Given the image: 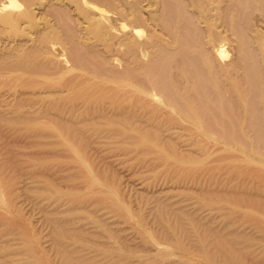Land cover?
Listing matches in <instances>:
<instances>
[{"label": "bare ground", "instance_id": "1", "mask_svg": "<svg viewBox=\"0 0 264 264\" xmlns=\"http://www.w3.org/2000/svg\"><path fill=\"white\" fill-rule=\"evenodd\" d=\"M35 1L0 0V20L9 22V24H18V22L22 20L24 23L27 21L30 22L32 19L34 21L37 17H33L34 9L36 8L33 6L35 4V6L38 5V2L34 3ZM46 1L47 0L43 3ZM46 3L47 4H45L43 8V4H41V6L39 4V7L36 8L39 10L37 12H40V18H45L44 27L42 29L37 28V31H34L36 34L34 32H32L34 33L32 34L30 30L28 32L25 31L26 33H30L27 37H24V39H22V37L18 39V36H16L15 38L17 40L12 41L11 37L9 41L7 40L6 42L4 39L3 41H5V43L3 42V44H0V80L4 83L12 81V84L13 80L15 82L25 81L24 83H29L26 84V87L29 85L32 89L27 87V89L29 88L28 91L31 89L33 92V94H31L32 96L30 95V102L37 96L41 97V93H39V95L37 91H41L42 89L39 88H43V86H45L43 83L46 82V84L49 85V98H46L49 102L46 104L49 105H42L41 103V105L38 106L40 103L35 102L29 103L30 105L26 106L25 109V106L23 107L21 104L24 103V105H28L27 99L25 104V99L22 98L24 99V102H22L23 100L20 99V97L17 98L20 93L17 94L15 91V95H17H14L15 98H17V100H22L20 102L21 104L18 105V114L16 115L17 112L15 111L11 112L13 109L12 106V109L9 108V112L7 101L5 100L6 102H4L6 105L4 102V105H2L4 107L6 106L5 108L8 110H5L2 105L0 106V123L4 122L6 127L9 125L12 127L11 129L16 127L15 131H17L18 128L22 131L24 128L23 130L26 129L27 132H29V129L34 130L36 128V132L37 129L41 127V129H45V131L43 130L45 133L48 131L51 133L50 135H52L50 130H53V134L56 132L58 136L61 135L60 139H65L66 137L68 141L72 139V144L70 141L67 142V140H65L68 143L67 146L71 144L73 147H76L79 143H84V145H86L87 141L93 140V136L100 141H110L111 145L114 142L123 145L126 144V140H129L128 142H132L134 145L136 142H139L140 147L143 142L142 146L146 144L145 148H148L147 153H144L146 157H148V155L150 156V151L155 150V148L158 149L156 152L159 157L160 152L163 150L162 147L165 146L166 148V145H169V150L172 148L170 153H175L183 159L188 157V159L193 161L192 154L189 153L191 151H186V148H188L187 146L185 150H179L181 149V145L178 146V149L177 146H173L176 141L174 144L172 143L175 137H179L181 133H185L188 138L190 136V140L186 138L190 142L188 146L193 145L194 149L198 147L197 150L200 148L209 153V149L212 150V146L217 144L216 146H222V151L227 154L239 151L237 152V154L239 153V157H237L238 160H236L235 157L233 158L237 162H243L244 164L242 165H245L248 161H253L255 162L254 164L252 163L254 167L259 163V166H256L258 169L255 167L254 170H252L256 177H251L257 180L256 178L259 177L257 172H260V170L263 172L262 169H264V0H49ZM20 30L18 32H20ZM15 34L19 35L20 33L16 32L14 35ZM39 81L40 83H38ZM3 84L1 83L0 85L2 86ZM23 87L24 85L20 86L21 90H23ZM36 88L38 89L36 90ZM21 90L20 92H22ZM29 92L27 93L26 91L25 93L29 95ZM46 92L47 90L45 93ZM45 93L43 94L44 97L46 96ZM27 94L22 95L26 96ZM33 95L36 97L32 98ZM44 97H41V99ZM7 98L8 97L5 99ZM12 99H14L13 96ZM42 101L43 103L46 102L44 99L40 100V102ZM34 123L40 124L36 127ZM30 132L33 134L34 131ZM35 132L33 136L39 134H35ZM44 132L42 133L44 134ZM31 133H29V135H31ZM50 135L48 134V136ZM86 135H92V138H85ZM37 138L38 137H36V139ZM49 138L51 139V137ZM186 139L184 140L186 141ZM57 140L59 141V139H52L54 143ZM90 141L88 142L89 144L91 143ZM47 142L48 140H46V144L49 143ZM99 142H96L97 145L100 144ZM102 142L104 141H101V143ZM59 144L65 145L63 142ZM77 146H79L77 147L79 150H82L80 145ZM95 146L94 148L97 147ZM129 146L130 145H127V147ZM73 147L72 149L74 150L75 148ZM90 147H87V149ZM135 147L138 149V146L135 145ZM191 147L189 148L190 150ZM77 148L76 151L78 150ZM85 148L86 147H84V150ZM140 150H142V148H139L137 153H139ZM163 151L166 152L165 150ZM63 154H65V152ZM79 154L81 153L79 152ZM36 155L39 154L36 152ZM164 155L161 153L160 158L167 164V161L170 160L169 157L172 155H168L169 157ZM176 155H174V158H176ZM201 155L202 154H199V157H201ZM212 156L211 154L209 157L212 159ZM142 157H144V155ZM217 157L219 159L218 155ZM44 158L47 159V157ZM176 159H178V157ZM39 160L41 161L40 158ZM184 160H186V162L188 161L187 159ZM191 160L188 161L190 164ZM219 160L218 162H220ZM15 161H17V159ZM171 162L170 160L169 163ZM34 163L35 162H33V165L35 166L36 164ZM65 163H67V161H65ZM224 163L226 164V162ZM44 164L46 163L44 162ZM44 164H41L42 168ZM175 164L176 163L173 165ZM41 165H37V167ZM46 165L45 167H48ZM80 165L81 163L79 166ZM179 166L181 167V165L177 167ZM182 167L184 168V166ZM246 167H244V169H246ZM30 168L31 167H29V169ZM189 168L192 167L190 166ZM221 168H219V170H221ZM51 170L54 171V169ZM51 170L48 171L51 172ZM185 170L186 169H182V172ZM231 170H233V168ZM235 170L236 169H234L233 172L239 171ZM48 171L42 172L39 170L40 174L36 172L35 175L40 176L42 173L49 174ZM231 172L232 171H230V173ZM29 173L30 172H28V174ZM52 173H50V175ZM241 173L240 171V174ZM246 173L248 174V172ZM246 173H244L245 176L247 175ZM55 174L57 173L55 172ZM50 175L47 178L48 180ZM89 175L90 173L85 175V177ZM235 176L239 177L240 175L238 176L237 174ZM27 177L29 178V176ZM42 177L41 179H43ZM26 178H21L17 182L16 180L12 181L10 188H15L16 186V190L12 191H21L24 186L23 184L29 183L28 180L31 179L27 180ZM61 180L64 182L66 181V179ZM67 180H70V178ZM85 180H83V182L85 181L83 184L86 185H89L88 182H90V184L93 182L92 179L90 181L87 179ZM54 183L56 184V182ZM41 184L38 186H41ZM2 185L4 184L0 182L1 187H3ZM94 185H96V183ZM87 186L85 187L86 189ZM44 187L45 188L41 187L43 189L38 190L36 186V191L34 193H41L42 191H48L49 193V186L44 185ZM56 187L57 185H55V187L52 185L51 188L59 192L64 191ZM96 188H98V186ZM100 190L101 189H99V191ZM206 190L209 191V189ZM257 190H259L258 187ZM33 191L34 190H32V192ZM89 191H91V188H89ZM89 191H86V193ZM99 191L97 190L96 192L99 193ZM218 191L226 192L228 190L221 191L219 189ZM25 192H27V189ZM83 193H85V191ZM78 194L79 193H77V195ZM93 194L96 195L95 192H93ZM82 195L85 196L84 194ZM82 195L79 194V198L83 199ZM262 195L263 193L261 192V197ZM215 196L213 195V197ZM64 198L57 194L54 201L59 202L58 207H60V203L64 206L70 202L68 208L72 207L69 208L68 211L65 210L67 207L66 205L64 209L65 212L59 208V211H57L58 209L52 210L56 212L53 215L50 214L53 217H50L49 214L48 216L44 215V217L47 216V221L51 227L52 244L55 252L63 264H100L99 261H101V257L98 256L99 259H92V255L88 258V254L91 252L93 254V251L95 252L96 248H98V240L95 241L98 234L93 235L95 232L92 228V224H97L98 222H81L82 217L79 215L80 212H78H86L88 210L87 212L89 214V209L91 208H89V206L95 202L89 200V205V203L78 199L77 196L74 195H69V199H66L67 201ZM262 198H264V196ZM88 199H90V196L86 198V200ZM99 199L101 204L106 205L112 210L115 209L121 212L122 207L116 200V196L113 197L112 193L102 198L100 196V198L97 199L98 203H100ZM161 199L163 198L159 195L153 196L151 204L153 206L154 203V207L149 204L150 207L148 212L151 213L150 215L160 224L163 230L167 231L166 242L169 246L168 248L171 247V250H182L185 248L187 250L192 246L194 249L203 252L202 254H204V256L208 254L209 257V254H211L214 258L210 260V263L216 259L214 264L215 262L219 264H236L242 259L240 251L235 249L234 243L240 238H249V232L241 230L231 232L222 227L223 225H216L212 219L208 221L203 220L204 218L201 219V217L199 219L197 217L198 214L195 215L192 212H183V210L179 211L178 208L180 207L175 211L176 206L170 213L169 210L172 209V205H169L170 203H165V199H163V201H161ZM206 199L208 198L206 197ZM173 201L174 200H172V203H174ZM238 201H240V199ZM40 202H42V199ZM218 203V206L223 207L221 206L223 205L222 201L219 200ZM52 204L55 205V203ZM44 205L47 207V203H44ZM176 205H179V203L177 202ZM180 206L182 207V205ZM56 207L53 209H56ZM215 207H217V205ZM220 207L217 208L219 209ZM238 207L240 206L238 205ZM43 209L44 208L41 207V210ZM233 209L235 208L233 207ZM248 210L249 212L247 213L250 214L252 211L250 209ZM14 211H16V209ZM100 211L98 210V212ZM5 212L8 213L7 211ZM45 213L47 212L45 211ZM64 214L66 216H64ZM124 218L128 219V216H124ZM249 218L257 223L264 222V209L258 208L254 210ZM100 219H102L103 222L104 218ZM13 222V217L10 219L0 218L1 225ZM104 223L107 225V221ZM141 228H143V226H141ZM141 228L138 230L139 233H141L145 239L147 235V240L155 243L154 237L145 234L146 230H142ZM243 228L246 229V227ZM9 230V233H15L12 227H10ZM12 234H9L11 237L9 239L10 244L12 240L14 241V239H16ZM22 236L25 242L30 240L27 231L22 232ZM19 237H21V235H19ZM116 238L118 240L125 239L122 235L119 236V233L116 235ZM111 240H113V238H111ZM13 241L12 243H14ZM2 242L3 241L0 240V250H2L4 246ZM35 244L36 243L30 241L27 247L22 249V253H20L21 251L19 250H15L13 252L9 251L6 255L2 254L6 258L5 261L8 262V264L17 262V257L22 258L24 261L26 260V264H49V262H47L46 253H44L45 249L42 250L39 245ZM116 245L118 244L116 243ZM107 246L111 245L107 244ZM157 246L158 247L155 248L159 250L160 245L157 244ZM119 248L122 249V247ZM97 252L99 251L97 250ZM106 252H108L104 255L106 264L122 263L121 260L118 261V259H115V256L111 253L112 250L108 249ZM168 252L166 256H168ZM170 253L171 252H169V254ZM2 254H0V264H4V261L1 260L4 259L2 258ZM96 256L94 255L93 257ZM164 258L165 254L163 253L161 257L157 255L153 259L151 258L150 261L140 262V260L135 264H156L158 262L160 264H170V262ZM205 258L209 261L207 256H205ZM19 261L23 262L21 260Z\"/></svg>", "mask_w": 264, "mask_h": 264}, {"label": "rangeland", "instance_id": "2", "mask_svg": "<svg viewBox=\"0 0 264 264\" xmlns=\"http://www.w3.org/2000/svg\"><path fill=\"white\" fill-rule=\"evenodd\" d=\"M44 1L45 0H42V1L36 0L34 3L38 2L37 3L38 5L35 6L36 5L35 4L33 7L38 8L39 4H40V6H41V4H43V6H42V8H43L44 5L47 4L46 2H48L49 0H47L45 3H43ZM35 9H34V16L33 17L34 18L37 17V18L34 21H33V19L30 22L27 21L28 23L27 22L24 23L22 20V21L18 22V24L17 23H15V24L10 23L9 24V22H6L4 20H0V44H3V42L5 43V41H3L4 39L6 40V42H7V40L9 41V39L11 37H12L11 38L12 41L17 40L15 38L16 36H18L17 37L18 39H20L21 37H22V39H24V37H27V35L30 33V32L26 33L25 31L28 32L30 30L32 33L35 30L37 31V28L42 29L44 27L45 18L42 17L43 19H41L40 18L41 16L39 15L40 12H37L39 10H37V9L35 10ZM30 23H31V25H30ZM19 25H20V28H19ZM2 26H4V27H2ZM8 29L10 32L8 31ZM20 29L22 30V32ZM19 30H20V32H18ZM16 32L20 33V34L14 35V33H16ZM34 33H32V34H34ZM10 42H11V40H10ZM46 80H48V79H46ZM24 82L23 81H16L15 82L13 80V84H12V81L4 83L0 80V84L4 83L2 86L0 85V90H1L0 94H3V95H0V97L3 96L0 98L1 99L0 100V106L2 104L4 105V103L7 101L6 103H7L8 109L13 108L11 110V112L15 111V112H17L16 113V115H17L18 114V111H17L18 105L21 104L20 102L22 100H23L22 102H24V99H25V104H26V99H27L28 105H24V103H22L21 105L23 107L25 106V109H26V106L30 105L29 103L38 102V103H40L38 106H40L41 103H42V105H44V104L49 105V104H46L47 102H49V100L47 101V99L49 98L48 97L49 96V91H48L49 85H47L46 82L43 81L44 82L43 84L45 85V86H43V88L38 87L39 89H42L41 90L42 92L41 91H37V92H38V94L41 93V97H44L43 94L47 90L46 93L48 95L45 93L46 96L41 99L40 96H39L40 98L38 96L37 97L34 96L35 95V93H34L32 98H34V97H36V98L31 100V102H30V99L32 96L31 94H33L32 90H31L32 88L29 87V85H27V87L31 88L30 89L31 91L29 90L30 91L29 92L28 91L29 88L27 89V87H26V84H29V83H24ZM38 83H40V81ZM43 84H40V85H43ZM22 85H24V87L22 88L23 90H21V88H20V86H22ZM45 87H47V88H45ZM38 88H36V90ZM20 90L23 93L20 92ZM24 90H25V92L27 91V93L29 92V95L27 93H25ZM15 91L17 94H19V93L20 94L18 96L15 95ZM21 93L27 94V95L25 96V95H22ZM4 94H5V96H4ZM14 95L17 96V98L20 97V99H22V98H24V99L17 100V98H15ZM12 96L14 99H12ZM6 97H8V98L5 99ZM9 99H12V100H9ZM43 99L46 102H44V103H43V101L40 102V100H43ZM34 100H36V101H34ZM6 103H5V105H6ZM15 103H17V104H15ZM38 103H36V104H38ZM3 105H2V107L5 108L6 106L4 107ZM11 106H12V108H11ZM3 108H1V109H3ZM8 109L5 108V110H8ZM10 109H9V112H10ZM5 112H7V111H5ZM3 123L4 122L0 123L1 124V126H0V182L2 184H4V185H2L3 187L0 186V218L10 219L11 217H13L14 222L8 223V224H2V225L0 224V238H1L0 240L3 241L2 243L4 244L2 250H0L1 251L0 254L3 253L6 255V253H8L9 251L13 252L15 250H19V251H21L20 253H22L23 252L22 249L27 247L28 243H30V241H31L33 243H36L35 245H39V247H41L42 250L45 249L44 253H46L47 262H49V264H61L62 263V261L59 259V256L55 252V249H54L53 244H52L53 240H52V235H51V227L49 226V222L47 221V216L49 214L50 217H53L50 214L53 215L56 212H54L52 210L58 209L57 211H59V208L64 210L66 205H67L65 210L68 211V209L71 208L72 206L68 208V206H70L69 205L70 202H69L66 205L63 204L64 206H62V203H60V207H58L59 202L54 201L57 194H58V195H61L63 198L65 197L64 198L65 200L69 197V195H72V196L74 195V196H77L78 199H80L82 201H86V203H89L90 202L89 200H92L91 202H93V201L95 202L92 205H90V203H89V205H90L89 208L91 207L90 209L88 208L90 211L89 212L90 217H89V214L87 212L88 210L86 211L87 214L85 211H78V212H80L79 215L82 217L81 222H84V223H89L91 221L96 222V223L98 222L97 224L93 223L92 224L93 227L91 225V227L93 228V231L95 232L93 235L98 234L95 238V241L98 240L97 241L98 242V248H96L95 252L93 251V254H92V252L89 253L88 258H90L92 255L96 256V254H97L96 257L92 256L91 258L92 259L98 258V256H99V257H101L100 259L102 261V264L103 263L106 264V260H105L106 258L104 255H106L105 253H108L106 251L108 249H110V250H112L111 253L115 256V259H118V261H120V260L122 261L121 264H135V263H138L140 260H141L140 262L150 261L151 258L153 259L157 255H160V257H161V254H163V253L165 254L164 259H167V261L170 262V264H208V262H209V264H214V261L216 259H214L213 262L210 263V260L214 258L211 254H209V257H208V254H205V256H207V258H209V261H208V260H206L204 254H202L203 252H200L197 249H194V247H192V246H190L187 250L185 248L182 250H180V249L171 250L172 249L171 247L168 248L169 246L166 242L167 231L163 230V228L160 226V224L154 220L152 215H150L151 213L148 212L150 205L152 206V204H151L152 197L159 195L163 199H165L164 200L165 203H167V204L170 203L169 205H172L171 206L172 209L169 210L170 213L173 211V209L176 206L175 211H177V208L180 207V208H178L179 211L183 210V212L186 211L188 213L192 212L195 215L198 214L197 217L199 219H200V217H201V219L204 218L203 220H205V221L212 219L216 223V225H223L222 227L228 229L231 232L238 231V230L249 232V238H240L237 241H235V243H234L235 249L240 251V256L242 258L236 264H264V225H263L264 222L257 223V222H254L253 220H251L249 218L250 214L254 210H257L258 208L264 209V198H262L264 196V186H263L264 185V169H262L263 172L261 170H260V172L259 171L257 172L259 179L258 178H256L257 180H254L255 178L252 179L251 177H256L254 171H252V170H254V168L257 165L259 166V163L256 162L258 164L254 167H253V164L255 162H253V161L252 162L248 161L246 163L248 165H246V164L242 165V164H244L243 162H240V161L237 162L236 161V160H238L237 157H239L238 156L239 153L237 154V152H239V151H236L235 153L231 152V153L227 154L226 152L222 151V149H221L222 146H220V145L216 146L217 144H215L214 146L211 145L213 148H212V150L209 149V153H210L209 154L206 150L204 151V150H201L200 148H199V150H197L198 147H196L194 149L193 145L188 146L190 144V142H189L190 136L188 138L185 135V133L184 134L181 133L179 135V137H175L174 140L171 138L173 140L172 143L174 144L176 141L177 145L175 143V145H173V146H177V148L179 145H181L180 146L181 149L178 148L179 150H185L186 146L188 147V148H186V151H191L189 153L192 154L191 156H192V159L194 162L191 159H188V157H186L184 159H187L188 161L191 160V164H190L188 161L186 162V160H184L183 158H180L175 153H170V151H172V148H170V150H169V148H168L169 145H166V148H165V146H163V147L161 146L163 148V150H165L167 153L162 150L159 154V157H158V153L156 152V151H158V149L155 148V150L150 151V156L148 155V157H146V155L144 153H147L148 148H145L146 144H144L142 146L143 142L140 145V147H139V142L135 143V145L138 146V149L142 148V150H140L139 153H137L138 152L137 147H135L134 143L132 144V142H128L129 140H126L128 142V144L126 142V144L122 143L123 145H121L120 143L118 144V142H114L111 145L110 141L106 142L107 140L106 141L101 140V141H104L101 143V141L99 139L94 138V136H93V140L90 141L88 139L91 142L90 143L91 145L88 143L89 141H87L86 145H84V143L83 144H81V143L77 144V145L81 146L82 150H79V148H77L79 146H77L76 144H74V145H76V147H73V145H71L73 140L69 139V138L68 139L71 142V144L67 146V144H68L67 142H69L67 140V137L63 135L64 137H66L65 139L67 140V142L65 139H60L61 135L58 136V134H56V132H55L56 130L54 132L57 136L55 134H53V130H50L52 132V135H50L51 133H49L48 131H46V133H45L44 132L45 129H41V127L38 128L39 130L37 129L38 132L37 131L35 132L36 128L34 130L29 129V132H27L26 129L23 130L24 128L22 129V131H20L21 129H19V128L17 129V131H15L16 127L14 129H11L12 127H10L9 125H7V127H6L5 123L3 126ZM40 123H34V125L36 124L35 126L38 127V125ZM4 128H6V129H4ZM40 130H42V131H40ZM30 131H34L35 134L39 133L40 135L38 134L39 135L38 136L36 134L33 136L34 132L32 134ZM42 132H44V134ZM29 133H31L32 136L29 135ZM47 133L50 136H48ZM58 133H59V131H58ZM183 135H184V137H183ZM36 137H38L37 139L39 141L36 139ZM49 137H51V139ZM88 137L92 138V135H90V136L86 135L85 136V138H88ZM43 138H46V139H43ZM85 138H84V140H85ZM183 138L184 139L188 138L189 140L186 139V141H185ZM52 139H54V140L59 139V141L57 140L54 143V141H52ZM40 140H41V142H40ZM46 140H48L49 143L51 142L50 143L51 145L48 142H47L48 144H46ZM43 141H45V142H43ZM31 142H32V144H31ZM58 142L59 143L63 142L64 144L66 142V144L62 145V144H59ZM92 142L94 144L96 142L97 143L99 142L100 144L97 145V143H96L95 144L97 146L96 147ZM115 143H117L119 146ZM184 143L187 145H185ZM58 144H59V146H58ZM131 144H132V146H131ZM32 145H34V146H32ZM93 145L96 148H94ZM127 145H130V146L127 147ZM72 147L75 148L74 149L75 151L72 149ZM84 147H86L85 150H84ZM87 147H90L91 149L90 148L87 149ZM170 147H172V146H170ZM190 147H191V150L189 149ZM76 148L78 149L77 151H76ZM69 149H72L73 151L69 150ZM133 149H134V151H133ZM213 149H215V150H213ZM219 149H220V151H219ZM131 150H132V152H131ZM53 151H54V153H53ZM57 151H58V153H57ZM217 151L220 153H218ZM25 152H27V153H25ZM32 152H34V153H32ZM36 152L39 155H36ZM64 152H65V154H63ZM72 152H73V154H72ZM79 152L81 154H79ZM163 152L165 153V155ZM151 153H152V155H151ZM161 153L164 156H166V155L168 156L171 154L172 156L170 155L171 157H169V156L168 157L170 158V160L172 162L169 163L170 160H168L167 164H166V162L164 163L162 161V159L160 158ZM199 154H202L203 156L201 155V157H199ZM211 154L213 155L212 159H211V157H209V156H211ZM223 154H225V155H223ZM231 154H233V155H231ZM72 155H73V158H72ZM143 155L145 158L142 157ZM174 155H176V158L178 157V159L174 158ZM207 155H208V157H207ZM217 155L219 156L220 160L218 159ZM32 156H34V157L38 156V157L34 158ZM43 156L47 157V159H45ZM157 157H158V159H157ZM168 157H167V159H168ZM233 157H235L236 160ZM39 158L41 159V161L39 160ZM16 159H17V161H15ZM229 159H232V160H229ZM207 160H208V162H207ZM218 160L220 162H218ZM65 161H67V163H65ZM196 161H197V164H196ZM33 162H35L34 164H36L35 165L36 167H37V165L44 164V162L48 165H46V164L43 165V168H45V169L42 168V165L40 167L38 166L36 168L33 165ZM224 162H226V164ZM80 163H81V165L79 166ZM174 163H176L177 165L176 164L173 165ZM45 165L48 167H45ZM178 165H181V167L180 166L179 167L182 169H186V170L182 172V169L177 167ZM32 166H34V167H32ZM182 166H184V168ZM190 166L192 168H189ZM217 166H218V168H217ZM29 167H31V168L29 169ZM49 167H52V168H49ZM244 167H246V169H244ZM251 167H253V168H251ZM32 168L35 169L36 171L33 170ZM38 168H40V169H38ZM46 168L49 171L51 169H54V171L57 174H55V172L53 170H51V172H49ZM219 168H221V170H219ZM232 168H233V170H231ZM31 169L33 170V172ZM41 169H43V170H41ZM198 169H199V171H198ZM234 169L239 170V171L233 172ZM10 170H12V171H10ZM39 170L42 172L48 171L49 174L46 173L47 174L46 175V174L42 173L43 175L41 174L40 176L35 175L36 172H38V174H40ZM44 170H46V171H44ZM230 171H232L231 172L232 174L230 173ZM240 171L242 172L241 174H240ZM19 172H21V173H19ZM28 172H30V173L28 174ZM52 172H54V173H52ZM246 172H248V174ZM50 173H52V174L50 175ZM88 173H90L91 176L89 175L88 177H85V175H88ZM233 173L234 174L236 173L235 175L238 174V176L239 175L240 176L236 177ZM244 173H246L247 175L245 176ZM253 173H254V175H253ZM3 174H5V175H3ZM49 175H50V178L48 180L47 178L49 177ZM25 176L26 177L29 176V178L28 177L26 178ZM243 176H245V177H243ZM41 177L43 179H41ZM63 177H65V178H63ZM89 177H90V179H89ZM241 177H242L243 181H242ZM17 178H18V180H17ZM21 178H26L27 180L30 178L31 179L28 180L29 183L23 184L24 186H23V189L21 191H19V192L12 191V190H16L15 189L16 186H15V188L14 187L10 188L11 187L10 184L12 183V181L16 180V182H17ZM60 178L64 179V180L66 179V181L64 182ZM69 178H70V180H67ZM84 178L87 179L88 181H90L92 179L93 180V182L91 183L92 185L90 184V182H88L89 183V185L87 184L88 186L86 184H83L86 181ZM46 180H48V181H46ZM83 180H85V181L83 182ZM33 181H34V183H36L37 181L39 183L37 182L38 184L37 183L34 184ZM54 182H56V184ZM63 182L66 184H64ZM95 183L98 186V188H96L97 186L94 185ZM32 184H33V186H32ZM39 184H41V186H38ZM51 184L53 185V187H55V185H57L56 188H58L59 190L60 189L64 190V191L63 192L60 191L61 192L60 193L59 191L53 190L51 188L52 187ZM7 185L8 186L10 185L8 189H7V187H8ZM35 185L37 186L38 190L45 188L44 185L49 186V193H48V191H42L41 193L40 192L34 193L36 191ZM83 185H86L87 189L85 188L86 186H83ZM41 187H43V188H41ZM257 187L259 188V190H257ZM32 188H34V189H32ZM89 188H91V191H89ZM26 189H27V192H25ZM99 189H101V190L99 191ZM206 189H209V191ZM219 189L221 191H223V190L224 191L228 190V191L220 192V191H218ZM32 190H34V191L32 192ZM97 190L99 191V193L96 192ZM210 190H211V193H210ZM212 190H213V192H212ZM28 191H30V192H28ZM72 191H73V193H72ZM84 191H85V193H83ZM86 191H89V192L86 193ZM206 191H207V193H206ZM20 192H22V193H20ZM68 192H69V195H68ZM93 192H95V194L97 196L94 195ZM261 192L263 193L262 197H261ZM42 193H45V194H42ZM77 193H79L80 195L84 194L85 196L82 195L83 199L79 198L80 196H79V194L77 195ZM88 193H90V194H88ZM111 193H112L113 197L116 196V200L118 201L119 205H121V207H122L121 212L117 211L115 209L112 210L109 207H107L106 205L101 204L100 199H99L100 203H98L97 199L100 198V196L102 198L104 196H109ZM6 194H7V196H6ZM16 194H17V196H16ZM34 195H36V196H34ZM213 195L214 196L216 195V196L213 197ZM255 195H257V196H255ZM43 196L45 199L43 198ZM50 196H52V197H50ZM89 196H90V199L86 200V198H89ZM240 196H241V198H240ZM36 197L37 198L39 197V198L37 199ZM47 197H48V199H47ZM84 197H86V198H84ZM168 197H169V199H168ZM206 197L208 199H206ZM14 199H16V200H14ZM39 199L40 200L42 199V202L44 200V202L43 203L40 202ZM163 199H161V201H163ZM210 199H211V201H210ZM218 199L220 201H222L223 205H221V206H223V207L218 206L219 205ZM230 199H232V200H230ZM239 199H240V201H238ZM9 200L11 203L9 202ZM172 200H174L173 201L174 203H172ZM37 201L40 203H38ZM208 201H210V202H208ZM177 202L179 203V205H176ZM211 202H212V204H211ZM234 202H235V204H234ZM44 203H47V207H46V205H44ZM52 203H55V205H53ZM48 204H49V207H48ZM237 204L240 207H238ZM180 205H182V207ZM216 205H217V207H220V208L218 209L217 207H215ZM37 206H38V208H37ZM39 206L43 207L44 208L43 210L46 209L45 211L47 213H45V211L41 210V207H39ZM257 206H258V208H257ZM55 207H56V209H53ZM152 207H154V203H153ZM233 207L235 209H233ZM14 208L16 209V211H14L15 210ZM223 208H225V209H223ZM228 208L232 209V210H229ZM239 208H241V209H239ZM248 209H250L252 211V212H250V214L247 213V212H249ZM65 210H64V212H65ZM91 210H92V212H91ZM98 210L99 211L101 210V211L98 212ZM5 211H7L8 213H6ZM94 212H95V214H94ZM203 213H205V214H203ZM4 215H6V216H4ZM44 215H47V216L44 217ZM67 215H68V212H67ZM64 216H66V215L64 214ZM101 216H103V217H101ZM124 216L125 217L128 216V219L124 218ZM94 217H97V218H94ZM217 217H219V218H217ZM100 218H104L103 222H102V219H100ZM213 218L214 219L216 218L217 221H219V222H217L216 219L214 220ZM99 220H100V222H99ZM106 221H107V225L104 223ZM141 226H143V228H141ZM253 226L255 229L253 228ZM10 227H12L14 229V231H13V232H15L14 234L9 233ZM106 227H108V228H106ZM243 227H246V229H244ZM140 228L142 230L145 229L147 231V233L145 231V234H148V235H151L152 237H154L153 239L155 240L154 241L155 243L149 242L147 240L148 239L147 235H146V239H145L141 235V233H139V231H138ZM109 229H110V231H109ZM157 229H159V230H157ZM26 231L29 234L28 238L30 240H27L25 242L24 239L22 238L23 237L22 232H26ZM118 233H119V236L122 235L125 239L118 240L116 238V235ZM9 234L14 235V237L16 238V239H14V241L12 240L14 243H12V241H11V244L9 243L10 242L9 239L11 238L9 236ZM19 235H21V237H19ZM2 236H3V238H2ZM164 236H165V238H164ZM20 238H21V241H20ZM111 238H113V240H111ZM155 238H157V239H155ZM22 239H23V241H22ZM113 242H114V244H113ZM116 243L118 245H120V244L121 245L118 246V245H116ZM156 243L158 245H160L159 247L161 249L159 248V250H161V251H159L158 249L155 248V247H158ZM107 244H109L111 246H107ZM154 244H156V245H154ZM90 247H88V248H90ZM102 247H103V249H102ZM119 247H122V249ZM97 250L99 252H97ZM183 250H185V251H183ZM2 251H4V252H2ZM155 251H158V252H155ZM168 251L171 253L169 254ZM167 252H168V256H166ZM19 255L21 256V254H19ZM211 256H212V258H211ZM21 257H23V256H21ZM2 258H4V259H1L4 261V264H8V262L5 261L6 258L4 257V255ZM17 258L19 260L23 261L24 263L20 262ZM17 258H16L17 262H15L16 264H26V260L24 261L20 257H17ZM98 259H96V260L99 261ZM101 261H99L100 264H101ZM125 261H127V262H125ZM181 261H183V262H181ZM0 263H1V261H0ZM15 263H12V264H15ZM114 264H120V263H114ZM156 264H160V263L158 262ZM215 264H219V263L215 262Z\"/></svg>", "mask_w": 264, "mask_h": 264}]
</instances>
